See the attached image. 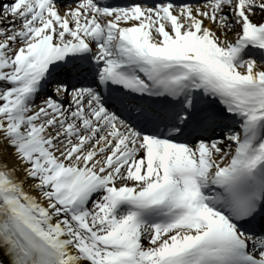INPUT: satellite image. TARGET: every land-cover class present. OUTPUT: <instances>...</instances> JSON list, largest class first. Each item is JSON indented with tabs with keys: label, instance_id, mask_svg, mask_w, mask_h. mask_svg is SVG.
<instances>
[{
	"label": "snow or ice",
	"instance_id": "6c2138e0",
	"mask_svg": "<svg viewBox=\"0 0 264 264\" xmlns=\"http://www.w3.org/2000/svg\"><path fill=\"white\" fill-rule=\"evenodd\" d=\"M0 264H264V0H0Z\"/></svg>",
	"mask_w": 264,
	"mask_h": 264
}]
</instances>
